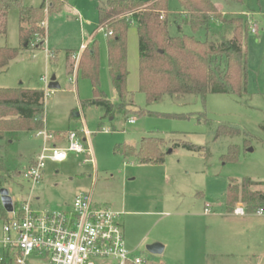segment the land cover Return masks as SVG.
Here are the masks:
<instances>
[{
  "label": "rangeland",
  "instance_id": "374dc122",
  "mask_svg": "<svg viewBox=\"0 0 264 264\" xmlns=\"http://www.w3.org/2000/svg\"><path fill=\"white\" fill-rule=\"evenodd\" d=\"M107 1L66 0L58 11L46 13L43 47L21 50L0 72V88L46 90L40 78L49 82L55 76L59 88L45 91L43 129L66 133L85 125L89 131L85 139L77 132L83 148L91 149V157L85 152H70L64 161H47L40 181L31 190V206L35 210L66 208L78 192L91 191L94 204L105 202L123 212L125 244L130 250L137 249L134 253L145 264H208L205 253L218 231L214 225L222 230L224 222L216 219L207 224V220L211 215L220 218L218 215L225 212L228 185L244 178L264 180V0H211L219 17L211 18L207 29L192 33L188 25L181 28V33L200 40L221 41L232 37L239 17L246 20L243 14L253 13L257 32L248 31L243 40L245 93H208L204 97L165 94L147 104L139 90L137 27L131 25L126 33V87L134 104L127 113L119 112L112 118L104 116L100 107L81 104L93 97V87L80 72L69 73L65 56L66 49H79L93 34L100 62L98 88L108 99L117 101L107 68L106 31L98 27L97 7ZM39 2L23 0L25 5ZM168 8V30L177 35L174 20L180 21L179 1L169 0ZM0 44L19 46L17 9L8 13L7 34ZM75 113L79 116L73 117ZM131 118L134 122L128 121ZM220 125H229L237 132L215 137ZM36 132L17 131L0 138V188L8 189L16 207L30 194L20 172L39 152L42 140ZM145 137L163 139L161 163H141L136 156L124 157L115 151L120 144L137 146ZM174 141L207 146L206 153L173 147ZM230 155L235 160H227ZM251 188L264 190V185ZM205 205L210 215H204ZM237 205L244 206L238 202L234 207ZM6 215L0 214V224ZM152 245L162 246L163 251L148 252Z\"/></svg>",
  "mask_w": 264,
  "mask_h": 264
},
{
  "label": "trees",
  "instance_id": "16d2710c",
  "mask_svg": "<svg viewBox=\"0 0 264 264\" xmlns=\"http://www.w3.org/2000/svg\"><path fill=\"white\" fill-rule=\"evenodd\" d=\"M181 8L177 35H170L169 0H108L97 7L98 24L111 34L107 35V68L117 101H110L99 90V52L96 42L84 49L77 69L89 79L93 97L82 102L103 109L104 116L127 113L133 100L126 87V33L131 25L137 27L139 54V90L146 103L159 100L163 95L194 94L204 97L208 93L242 95L246 92V52L243 40L250 31L241 17L233 28L230 39L200 40L193 34L181 33L188 25L192 33L207 29L211 18L219 17V10L211 0H178ZM65 0H42L38 6H28L23 0H0V39L7 34V18L11 9L18 11L19 46H0V72L21 50L43 47L46 31L43 22L46 13L58 11ZM74 53L71 50L66 54ZM81 103V104H82ZM141 112V110H138ZM44 92L42 89L0 88V138L17 131H38L44 127ZM235 133L236 128L220 125L215 137L222 133ZM163 139L145 137L139 145L120 144L115 151L124 157L136 156L141 163H161ZM173 147L192 152H205L207 146L186 141H174ZM206 153V152H205ZM232 156V157H231ZM227 160H235L230 155ZM0 168L1 162H0ZM1 185V180H0ZM264 185V180L244 178L232 182L225 191V208L232 212L238 202L246 213H264V190H253ZM0 207V214L5 215Z\"/></svg>",
  "mask_w": 264,
  "mask_h": 264
},
{
  "label": "built area",
  "instance_id": "2783aa9c",
  "mask_svg": "<svg viewBox=\"0 0 264 264\" xmlns=\"http://www.w3.org/2000/svg\"><path fill=\"white\" fill-rule=\"evenodd\" d=\"M244 16L249 22L250 32L256 33V23L251 14L246 12ZM99 29L105 30L103 27ZM105 31L106 35L111 34V31ZM41 79L48 83L45 77ZM83 135L86 137L89 132L83 130ZM35 136L42 140L39 152L35 160L20 172L30 186V194L18 207L12 199V211L1 218L0 264H145L144 259L125 244L120 212L94 204L91 192H78L66 208H32L31 190L40 181L47 161H64L70 152H85L90 157L92 154L89 147L84 149L80 144L75 130L61 135L66 140L64 146L55 143L56 133L45 129L38 130ZM205 212L209 209L206 208ZM232 212L246 214L242 205L235 206Z\"/></svg>",
  "mask_w": 264,
  "mask_h": 264
},
{
  "label": "crops",
  "instance_id": "0c3cea01",
  "mask_svg": "<svg viewBox=\"0 0 264 264\" xmlns=\"http://www.w3.org/2000/svg\"><path fill=\"white\" fill-rule=\"evenodd\" d=\"M41 1L42 0H40L39 4L41 3ZM64 4H66V0H65ZM38 5H35V6H38ZM28 6H34V5H28ZM248 13L252 14L251 16H253L252 12H248ZM45 18H46V16H45ZM98 27H99V24H98ZM93 42H95V41L93 39V34H92L88 37V39L84 43H82L80 45L79 49H77V50L66 49L65 50L67 68L69 70V73H75L76 75L79 73L78 69H77L78 59H79L82 51L84 49H89L91 47V45L93 44ZM3 45H6V44H3ZM3 45L0 44V46H3ZM37 49H40V48H37ZM68 50H71L74 53L67 55L66 51H68ZM57 53H58V50L53 52L52 58L56 57ZM74 65H75V69L73 71L72 67H74ZM55 79H56V77H55ZM40 81L44 82L41 78H40ZM48 83L44 82V84H45V86H47V88H48ZM38 88H36V89H38ZM25 89H34V88H25ZM39 89H41V88H39ZM45 91L46 90H43L44 97H45ZM92 106H94V105H92ZM75 114H72V116L73 117L79 116V115H77V114L75 115ZM131 119H133V118H131ZM83 130L88 131V129L85 125H83L81 130H79V131L77 130V131L78 132L81 131L83 134ZM54 133L57 134V137H56L57 139L55 140V143L59 146H64L66 144V140L61 135H63L65 132H62V133L61 132H54ZM83 138L85 139L84 136H83ZM38 150H39V148H38ZM38 150H37V152H38ZM224 196H225V194H224ZM95 204L96 205H99V204L106 205L107 204V206L110 207V205H108V203H105V202H99V201L97 202L96 201ZM206 208H208V206L205 205L204 210H203L204 215H210L211 214L210 208H208L209 212H205ZM112 209L120 212L119 219H120L121 228H122V232H123L124 239H125L124 228H123V212H121L119 209H115V208H112ZM209 217L210 218L207 220V224H212V221H215L216 219H219V220L223 221L224 223H223V229L222 230L220 228V225H214V226L218 227V231L215 232V234H214L215 239L212 242V246L209 248L208 252L205 253V255L208 258V264H214V263H216V264H264V213H261V214H259V213H253V214L246 213L244 215H239V214H234L233 212H227L225 210V212L223 214H221L220 216L218 215V217H220V218L215 217V215H211ZM252 218H256V219L259 218L261 220H257V221L254 220L253 221ZM228 221H230V222H228ZM205 226L207 228L211 227L210 225H205ZM136 250L137 249H133L131 251L136 252ZM162 251H163V249H162ZM210 257H211V259H210Z\"/></svg>",
  "mask_w": 264,
  "mask_h": 264
},
{
  "label": "water",
  "instance_id": "95a60500",
  "mask_svg": "<svg viewBox=\"0 0 264 264\" xmlns=\"http://www.w3.org/2000/svg\"><path fill=\"white\" fill-rule=\"evenodd\" d=\"M48 88L49 89H57V88H59V84L56 81L55 76H52L50 78L49 83H48ZM0 202H1V205H2L3 209L6 212H11L12 211V198H11L7 188H4V187L0 188ZM162 249L163 248L160 245H152V246H148L147 247V250L150 253H154V254L161 253Z\"/></svg>",
  "mask_w": 264,
  "mask_h": 264
}]
</instances>
